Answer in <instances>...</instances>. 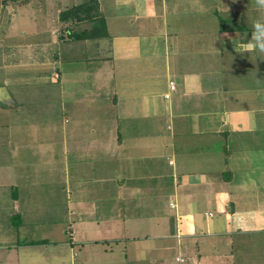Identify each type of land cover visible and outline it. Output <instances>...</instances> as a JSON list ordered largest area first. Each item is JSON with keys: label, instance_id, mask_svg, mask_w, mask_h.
Instances as JSON below:
<instances>
[{"label": "crops", "instance_id": "1", "mask_svg": "<svg viewBox=\"0 0 264 264\" xmlns=\"http://www.w3.org/2000/svg\"><path fill=\"white\" fill-rule=\"evenodd\" d=\"M116 1L61 69L0 56V264H264V9Z\"/></svg>", "mask_w": 264, "mask_h": 264}, {"label": "rangeland", "instance_id": "2", "mask_svg": "<svg viewBox=\"0 0 264 264\" xmlns=\"http://www.w3.org/2000/svg\"><path fill=\"white\" fill-rule=\"evenodd\" d=\"M85 1L86 0H10L8 2L7 0H0V56L3 62H5V65L10 68L23 65V67L26 68L31 63H43L45 65L46 62H51L56 59L55 67L61 69L62 65L60 62L63 56V50L66 48L64 47V49H62V44L66 41H74V38H69L67 29L70 28L73 32L75 30H82L89 26L92 27L93 22L89 19L79 23L70 22L68 24L61 21L60 12ZM99 1L100 0H98L99 15L105 18L103 16L104 14L101 12ZM117 2L118 0L116 3L112 2L111 5L106 3H103V5L105 4L104 7H108V10H110L111 7L116 8L115 4H117ZM145 5L146 9L147 3H145ZM96 20H98V17L95 21ZM64 38L68 39L65 40ZM82 49H85V46ZM10 68L5 70V72L14 77V83L11 87L18 89V72ZM81 84L82 82H80V86ZM57 85V89L59 90V82ZM15 101H17V112L15 116L18 122V98H16ZM16 127H18V124ZM17 133L15 136H17L18 139ZM64 227L65 225L63 229ZM71 233L72 230L70 229L69 234L72 235ZM62 235L64 238V231H60V237H62ZM38 236L41 235L39 234ZM50 237L56 238L57 241L59 234L57 232H50ZM43 250L51 251L49 252L48 262L54 264H60L59 262L62 257L67 258L70 255V248L65 245H60V243L54 246L48 243L43 246ZM103 263L104 259L102 257H96L91 264ZM39 264H42V262L39 261Z\"/></svg>", "mask_w": 264, "mask_h": 264}, {"label": "trees", "instance_id": "3", "mask_svg": "<svg viewBox=\"0 0 264 264\" xmlns=\"http://www.w3.org/2000/svg\"><path fill=\"white\" fill-rule=\"evenodd\" d=\"M6 1V0H5ZM8 2L10 0H7ZM98 20L95 21V19ZM60 19L65 23H79L82 21L91 20L93 22L92 27L89 26L82 30H75L68 28V36L74 40H81L86 38H93L103 35L106 30V19L99 15V3L98 0H86L81 4H77L71 8L62 10L60 12ZM105 34V33H104ZM61 37V36H60ZM67 40L68 38H64Z\"/></svg>", "mask_w": 264, "mask_h": 264}, {"label": "clouds", "instance_id": "4", "mask_svg": "<svg viewBox=\"0 0 264 264\" xmlns=\"http://www.w3.org/2000/svg\"><path fill=\"white\" fill-rule=\"evenodd\" d=\"M261 9H264V0H257ZM251 39L258 53H264V19H257L251 25Z\"/></svg>", "mask_w": 264, "mask_h": 264}, {"label": "built area", "instance_id": "5", "mask_svg": "<svg viewBox=\"0 0 264 264\" xmlns=\"http://www.w3.org/2000/svg\"><path fill=\"white\" fill-rule=\"evenodd\" d=\"M170 86H171V89H174L175 88V84H174V82L173 81H171L170 82ZM169 93L168 94H166V97H169ZM177 261H182V258L181 257H177Z\"/></svg>", "mask_w": 264, "mask_h": 264}]
</instances>
